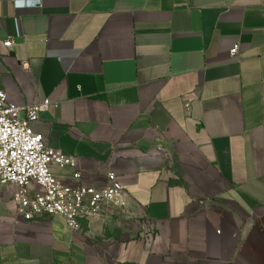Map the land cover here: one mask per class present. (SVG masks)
I'll list each match as a JSON object with an SVG mask.
<instances>
[{
  "label": "crops",
  "instance_id": "1",
  "mask_svg": "<svg viewBox=\"0 0 264 264\" xmlns=\"http://www.w3.org/2000/svg\"><path fill=\"white\" fill-rule=\"evenodd\" d=\"M0 90L126 196L73 232L0 190V264H264V0H0Z\"/></svg>",
  "mask_w": 264,
  "mask_h": 264
},
{
  "label": "built area",
  "instance_id": "2",
  "mask_svg": "<svg viewBox=\"0 0 264 264\" xmlns=\"http://www.w3.org/2000/svg\"><path fill=\"white\" fill-rule=\"evenodd\" d=\"M46 35L25 36L27 48L33 38L46 42ZM12 39L6 47L16 45ZM239 44L230 49L236 56ZM27 57L45 54L28 52ZM51 104L47 99L34 105L19 106L7 99L0 90V190L13 187L12 201L17 213L26 220L41 215H61L73 232L82 229L83 220L90 221L121 212L126 205L125 187L114 171L107 174L108 182L101 186L80 181L81 173L74 170V182L55 175L52 166L75 167L74 157L47 145L43 136L34 131L32 123L39 112Z\"/></svg>",
  "mask_w": 264,
  "mask_h": 264
}]
</instances>
